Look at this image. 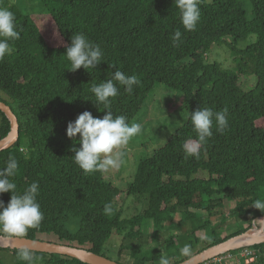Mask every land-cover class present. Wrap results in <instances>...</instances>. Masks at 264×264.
Returning a JSON list of instances; mask_svg holds the SVG:
<instances>
[{
  "label": "trees",
  "instance_id": "obj_1",
  "mask_svg": "<svg viewBox=\"0 0 264 264\" xmlns=\"http://www.w3.org/2000/svg\"><path fill=\"white\" fill-rule=\"evenodd\" d=\"M250 1L252 20L241 0H199L200 20L195 30L187 31L174 0H44L45 15L59 39L55 44L36 18L10 0H0V7L14 12L20 32V39L10 42L12 53L0 59V92L9 98L6 103L20 124L19 141L0 151V169L9 157L18 161L10 179L20 192L39 184L37 201L43 213L39 227L26 237L55 234L71 244H90L91 251L105 257L108 243L118 238V263L159 264L160 255H166L170 264H178L186 260L179 254L185 244L195 255L246 232L264 216L251 207L264 199V0ZM177 30L181 39L174 43ZM77 33L103 53L101 64L89 72L69 71L64 56ZM250 35L256 36L255 42L236 49ZM224 45L235 50L232 69L208 62L212 48ZM116 70L137 76L139 83L132 92L117 84L119 94L110 108L114 115L135 122L157 85L179 91L187 113L186 125L166 146L139 163L124 198L107 173H83L72 160L80 136H67L68 124L84 111L98 118L106 114L90 89L111 79ZM244 78H254V88L245 89ZM199 108H227L228 127L220 133L213 120V134L199 156L188 157L183 144L196 139L190 114ZM0 114L1 140L11 126ZM201 173L209 177H196ZM10 199L11 193L0 195L5 206ZM226 201L236 203L230 212ZM107 203L113 206L111 215L104 214ZM129 203L136 208L132 215L125 214ZM201 210L207 217L197 215ZM149 222L152 234L146 231ZM228 223L238 230L219 238ZM251 248L258 256L255 264H264V244ZM7 251L15 264H27L17 259L18 250ZM33 255L40 258L36 264H86L57 254ZM125 256L128 262L122 263ZM0 264H5L1 258Z\"/></svg>",
  "mask_w": 264,
  "mask_h": 264
},
{
  "label": "clouds",
  "instance_id": "obj_2",
  "mask_svg": "<svg viewBox=\"0 0 264 264\" xmlns=\"http://www.w3.org/2000/svg\"><path fill=\"white\" fill-rule=\"evenodd\" d=\"M174 5L179 9L180 22L185 30H195L201 15L199 0H174ZM17 27L14 12L7 7H0V59L12 53L10 42L20 39ZM172 39L174 43L180 41L181 32L175 31ZM64 56L70 65L69 71L76 72L81 68L86 71L96 69L101 64L103 53L98 44L91 42L84 34L77 33L71 37V43L67 46ZM138 83L137 76H127L120 70L114 71L111 79L93 85L90 89L94 94L95 104L103 105L104 110H107L106 114L98 118L91 112L84 111L74 122L68 124L67 136L70 139L80 136L77 141L80 147L72 149L75 153L72 160L85 175L95 172L107 173L119 169L123 164L122 149L141 132L142 125L129 123L126 116H116L110 108L112 98L119 94L117 84L124 86L127 92H132L133 86ZM227 113V108L217 112H213L211 108H199L191 112L190 122L196 139L184 142L186 156H199L200 148L213 134V120L217 131H225L228 127ZM17 170L18 161L13 157H9L6 167L0 169V195L11 193L10 202L6 206L0 200V242L24 238L30 229L38 228L43 220L41 206L37 201L39 184L33 182L22 192L18 191L17 184L10 179L16 175ZM251 207L264 212V199L255 200ZM103 211L105 215H111L112 204H105ZM33 250L32 245L26 244L18 250L17 259L27 264H36L40 258L33 255ZM179 254L186 258L184 264H191L194 252L190 244L180 248ZM159 264H170V259L166 255H160Z\"/></svg>",
  "mask_w": 264,
  "mask_h": 264
},
{
  "label": "rangeland",
  "instance_id": "obj_3",
  "mask_svg": "<svg viewBox=\"0 0 264 264\" xmlns=\"http://www.w3.org/2000/svg\"><path fill=\"white\" fill-rule=\"evenodd\" d=\"M203 1L207 3L212 2V0ZM241 1L245 5L248 19L252 20L253 6L251 1ZM10 2L17 4L24 13L36 18L37 22H39L50 39H57L59 41L58 38H55V25L50 19H48V16L45 15L46 7L44 0H10ZM57 40L55 44H57ZM255 40L256 36H247L239 41L236 45V49H244L253 44ZM229 43L232 44L233 41L229 40ZM235 59V50L227 47L226 45L220 47L215 46L208 54V62L219 63L222 65L223 69H232ZM255 84L256 80L254 78H244L242 80V86L247 90L254 88ZM0 100L4 102L10 101L9 98L2 92H0ZM1 123L2 115L0 114V125ZM134 123H140L142 125L141 132L135 136L124 149H122L124 162L121 167L116 170H110L106 175L108 180L112 181L115 186L119 187L123 191V198L139 163L144 159L150 158L156 151L165 147L172 136L186 125L187 113L185 111V102L182 94L179 91L164 85L155 86V89L146 101L142 112L136 116ZM196 177L208 178L209 176L207 173H201ZM225 204L227 212H230L236 206L234 201H226ZM128 206L129 208L126 210L125 214L132 215L136 208L133 207L131 203H129ZM196 213L201 217H207L206 212L203 210L196 211ZM179 220L180 216H177L175 223ZM262 224L263 218L260 217L254 222V225L250 229L256 231L261 228ZM244 227H248V224H245ZM237 230L238 229L231 223L225 224L221 227L219 238H225L226 236L235 233ZM146 231L149 234L153 233V222H149L147 224ZM164 235H166V232H164ZM37 238L52 242L61 241L63 243H69L68 241L59 239L55 234H39ZM111 241L108 243L110 252L109 254L107 253V256L112 260H115V247L120 244V241L118 238H115L112 243ZM149 242L151 243V239ZM73 244L78 245L77 243ZM84 247L90 249L91 245L86 244ZM0 258L5 264H15L16 261L13 253L7 251L6 249H0ZM127 262L128 256L123 257L122 263Z\"/></svg>",
  "mask_w": 264,
  "mask_h": 264
},
{
  "label": "water",
  "instance_id": "obj_4",
  "mask_svg": "<svg viewBox=\"0 0 264 264\" xmlns=\"http://www.w3.org/2000/svg\"><path fill=\"white\" fill-rule=\"evenodd\" d=\"M0 111L3 112L10 121L11 130L9 134L0 140V151L13 147L20 139V124L13 108L6 102L0 100ZM261 228L254 231L252 229L231 237L225 241L217 243L199 253H196L191 264H206L212 259L229 252L240 250L245 247H253L264 244V216ZM26 244L33 246V252L57 254L64 257L78 259L86 264H121L108 257L96 254L83 246H78L63 242H52L41 239H31L24 237L13 241L0 242V249L19 250ZM185 261V260H184ZM184 261L178 264H184Z\"/></svg>",
  "mask_w": 264,
  "mask_h": 264
},
{
  "label": "built area",
  "instance_id": "obj_5",
  "mask_svg": "<svg viewBox=\"0 0 264 264\" xmlns=\"http://www.w3.org/2000/svg\"><path fill=\"white\" fill-rule=\"evenodd\" d=\"M256 251L251 247L222 254L206 264H255L257 258Z\"/></svg>",
  "mask_w": 264,
  "mask_h": 264
}]
</instances>
